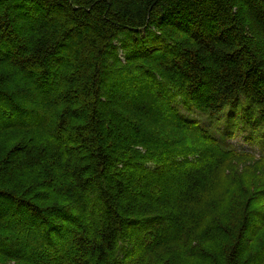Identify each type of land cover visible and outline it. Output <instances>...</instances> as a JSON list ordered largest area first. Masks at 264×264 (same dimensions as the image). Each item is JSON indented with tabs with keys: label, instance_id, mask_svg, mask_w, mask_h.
Here are the masks:
<instances>
[{
	"label": "trees",
	"instance_id": "trees-1",
	"mask_svg": "<svg viewBox=\"0 0 264 264\" xmlns=\"http://www.w3.org/2000/svg\"><path fill=\"white\" fill-rule=\"evenodd\" d=\"M148 79L178 132L119 88ZM179 105L264 149V0H0V257L264 264V187L219 191L264 154Z\"/></svg>",
	"mask_w": 264,
	"mask_h": 264
},
{
	"label": "rangeland",
	"instance_id": "rangeland-1",
	"mask_svg": "<svg viewBox=\"0 0 264 264\" xmlns=\"http://www.w3.org/2000/svg\"><path fill=\"white\" fill-rule=\"evenodd\" d=\"M171 50V49H169ZM159 50L153 51L150 54L151 55H156L158 54ZM165 51V50H164ZM138 83H140V80L137 81ZM145 82H147L146 84H144L142 87L138 86L137 83L135 84H122L119 86V88L121 89V92H123L127 98H135L138 100V98L140 99H146L147 98H152V107H153V113L155 114V119L157 118L158 121L160 123H162V125L164 124V126L166 127V131L167 133L169 132H178L176 130L173 129L174 125H171L169 123V116L166 115V112L163 111V105L162 107H160V105H157L154 101V96L152 95L153 93V89L158 88V80L156 81H152L150 82L149 79L145 80ZM135 90V91H134ZM160 90L162 92H164L165 90L168 92H171L169 89H164L162 87H160ZM134 91V92H133ZM172 93V92H171ZM175 104H178L181 101H174ZM183 103V102H182ZM253 106H254V102H252ZM181 111L183 112V114H186L187 116L198 120L203 126L208 127L212 132H214L217 136L221 135V131L224 130L225 128L227 129L228 133L231 134L230 137H227V139H222V142L225 146L227 147H236V148H243L244 150H254L256 151L257 154H264V149L260 147V145H257L254 143V145L251 142H248L247 140H245V136L247 134V130L244 128H240L238 127L236 131L231 132V128L230 127H226V124L222 123L220 129H217L214 125H212V123L206 118V116L200 114L198 111L194 110V109H187L185 108L183 105H179ZM228 111L230 112V109H226L224 115L221 117V122L225 121L228 119V115H231L230 113H228ZM152 125H156L153 124ZM181 134V133H180ZM194 140V139H193ZM191 147L194 148L197 151H201V150H205V147L201 144V143H191ZM163 157L160 158V160ZM172 160V159H171ZM242 164L236 163L235 166H240V167H244ZM239 179L237 181V183H234L233 187H231L228 184H221V188H220V193L222 196V200L223 202V208L224 209H228L229 206L233 205V199L231 198L233 196L234 192H242V193H246L248 191L252 192V191H256L257 189L264 187V170L263 167H258L256 168V166L253 167H246V169H244L243 172H239L238 174ZM172 184V183H171ZM151 186V185H150ZM150 186L146 187L145 191H149L150 190ZM169 186L167 185L166 188H168ZM236 187H238L236 189ZM233 189V192H232ZM262 192V191H261ZM261 194V193H260ZM84 205L81 203L79 206V208L83 207ZM9 204L1 203L0 208L2 210L5 211H10L9 209ZM100 207V204H98V208ZM12 217H16L14 214L11 215ZM21 219L25 220L27 219L26 216H23V214L21 215ZM19 219V220H21ZM12 237H14L12 235ZM57 242V244H62V241L59 240H55ZM8 244V243H7ZM8 247V245H7ZM32 248V246L30 247ZM25 249V248H24ZM69 250H67V253L70 252H74L73 248L68 247ZM173 253H174V257L178 259L177 264H188L187 262L185 263V261H190L189 260V254L188 252H186L185 249H180L179 247L174 246L173 247ZM67 253H63V255H61L58 259L59 261H61L62 259H65L64 261H68V257L66 256ZM66 257V258H63ZM63 262V260L61 261ZM0 264H21L20 262H17L15 260H11L10 258H6V257H0ZM25 264V263H23ZM29 264V263H26ZM30 264H32L30 262Z\"/></svg>",
	"mask_w": 264,
	"mask_h": 264
}]
</instances>
